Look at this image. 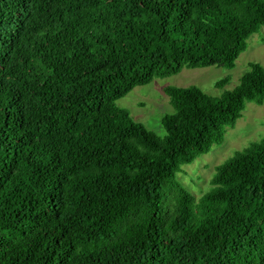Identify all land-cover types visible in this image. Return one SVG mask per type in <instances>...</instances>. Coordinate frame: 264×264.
I'll list each match as a JSON object with an SVG mask.
<instances>
[{"label": "trees", "instance_id": "obj_1", "mask_svg": "<svg viewBox=\"0 0 264 264\" xmlns=\"http://www.w3.org/2000/svg\"><path fill=\"white\" fill-rule=\"evenodd\" d=\"M262 27L264 0H0V264H264V138L198 201L177 180L264 103V66L167 86L162 137L117 106L234 69Z\"/></svg>", "mask_w": 264, "mask_h": 264}, {"label": "rangeland", "instance_id": "obj_2", "mask_svg": "<svg viewBox=\"0 0 264 264\" xmlns=\"http://www.w3.org/2000/svg\"><path fill=\"white\" fill-rule=\"evenodd\" d=\"M251 63L264 66V27L249 38L247 48L236 61L234 69L184 68L178 74L154 78L150 84L136 87L126 97L118 100L117 106L128 110L136 122L162 137L166 133L162 119L166 114L174 112L169 98L164 93L167 86H196L210 96L219 97L239 84ZM226 77L229 82L222 88L217 87V82ZM242 114L236 126L227 130L222 145L215 146L192 164L183 166L178 173L179 184L197 201L213 187L212 179L218 165L231 158L237 151H242L264 138V103L258 105L248 102Z\"/></svg>", "mask_w": 264, "mask_h": 264}]
</instances>
